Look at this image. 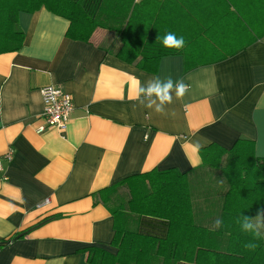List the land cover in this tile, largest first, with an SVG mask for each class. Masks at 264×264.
I'll return each instance as SVG.
<instances>
[{
    "label": "crops",
    "instance_id": "crops-1",
    "mask_svg": "<svg viewBox=\"0 0 264 264\" xmlns=\"http://www.w3.org/2000/svg\"><path fill=\"white\" fill-rule=\"evenodd\" d=\"M247 6L165 0L153 12L173 16L188 45L202 47L198 61L210 63L187 71L182 54L162 56L154 72L130 64L114 53L119 42L107 28H97L89 41L69 37L70 21L46 6L19 13L24 43L0 52V238L10 239L0 248V264H91L89 246L116 253L114 217L94 193L152 169L188 172L194 220L213 226L221 184L207 176L199 149L210 143L231 149L248 139L264 157V9ZM237 9L249 24L236 20ZM154 77L189 85L163 114L131 99L137 80L145 85ZM46 85L73 96L66 130L37 132ZM166 233L167 221L152 217V235ZM194 241L185 236L152 254L177 248L202 256ZM200 258L180 264H208Z\"/></svg>",
    "mask_w": 264,
    "mask_h": 264
},
{
    "label": "trees",
    "instance_id": "trees-1",
    "mask_svg": "<svg viewBox=\"0 0 264 264\" xmlns=\"http://www.w3.org/2000/svg\"><path fill=\"white\" fill-rule=\"evenodd\" d=\"M164 1L0 0V52L19 50L24 43L25 33L18 24L19 13L46 6L70 21L67 34L74 39L89 41L97 28L109 29L119 42L114 53L141 69L154 72L162 56L173 54L184 55L186 71L210 63L198 61L202 47L189 46L188 37L180 50L163 46L162 39L168 32L177 37L185 36L180 33V25L172 22L173 16L153 13ZM240 1L250 5L247 8L264 9V0ZM236 15V20L249 24V16L243 10L237 9ZM239 49L242 48L223 52L214 60L224 59ZM254 146V141L240 139L231 149L218 143L199 149L202 165L221 167L230 183L219 209L218 218L223 221L219 229L196 223L189 174L177 168L133 174L94 193L95 203L104 204L114 217L111 244L118 251L113 253L101 246H89L88 262L180 264L201 257L200 260L208 264H264V236L253 241L252 235L241 231L237 223L241 215L254 217L258 210L264 209V157L255 154ZM152 217L167 221L164 238L152 235ZM185 236L196 238L193 245L203 250L202 256L191 258L188 254H177L175 247L173 253L170 249L168 254H152L177 246ZM9 241L0 238V248ZM249 241L258 244L255 251L245 249L244 244Z\"/></svg>",
    "mask_w": 264,
    "mask_h": 264
},
{
    "label": "clouds",
    "instance_id": "clouds-1",
    "mask_svg": "<svg viewBox=\"0 0 264 264\" xmlns=\"http://www.w3.org/2000/svg\"><path fill=\"white\" fill-rule=\"evenodd\" d=\"M162 44L167 49L180 50L185 45L183 37H177L174 33L168 32L162 39ZM189 85L183 80L173 81L171 77L161 80L154 77L141 85L137 80L136 96L132 97L138 104L147 109H154L157 113H165L167 106L171 105L174 100L182 99L188 92ZM174 93V95H173ZM259 152L257 153V156ZM241 231L252 235L253 241L259 240L264 236V209L257 211L254 217L242 216L237 219ZM223 224L220 218L214 221L213 229H219ZM245 249L255 251L257 243L249 241L244 244Z\"/></svg>",
    "mask_w": 264,
    "mask_h": 264
},
{
    "label": "built area",
    "instance_id": "built-area-1",
    "mask_svg": "<svg viewBox=\"0 0 264 264\" xmlns=\"http://www.w3.org/2000/svg\"><path fill=\"white\" fill-rule=\"evenodd\" d=\"M43 111L41 118L44 123L37 127V132L41 133L49 127H56L60 130H66L71 113L74 109L73 96L55 85H46L41 88ZM11 153L7 154V158L11 159ZM3 165L0 163V171ZM49 200H46L47 203Z\"/></svg>",
    "mask_w": 264,
    "mask_h": 264
},
{
    "label": "rangeland",
    "instance_id": "rangeland-1",
    "mask_svg": "<svg viewBox=\"0 0 264 264\" xmlns=\"http://www.w3.org/2000/svg\"><path fill=\"white\" fill-rule=\"evenodd\" d=\"M114 33L112 32V35ZM110 35H111V32H110ZM115 36V35H113ZM112 37V36H111ZM207 169V176H212L215 178V180H218V183L221 184V197L223 198L225 192L229 189L230 187V183H229V180L228 178L226 177V175L224 174L222 168H212V167H208V166H205ZM221 181V183H220Z\"/></svg>",
    "mask_w": 264,
    "mask_h": 264
}]
</instances>
